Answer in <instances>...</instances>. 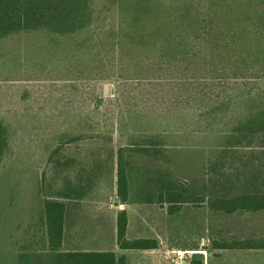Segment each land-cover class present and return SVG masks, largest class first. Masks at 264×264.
<instances>
[{
  "label": "rangeland",
  "instance_id": "374dc122",
  "mask_svg": "<svg viewBox=\"0 0 264 264\" xmlns=\"http://www.w3.org/2000/svg\"><path fill=\"white\" fill-rule=\"evenodd\" d=\"M179 1H189L202 12L210 0ZM239 2L243 18L257 23L264 16V0ZM107 6L104 0H94L95 22L80 34L58 36L39 30L0 40V121L9 127L13 149L2 163L0 201L8 203L16 193L19 198L39 199L37 187L44 170L50 181L43 193L57 195V150L63 148L62 142L79 135L98 137L101 140L81 149L108 156L112 146L106 141L113 138L112 149L121 146L129 203L135 208L126 216L125 238L157 244L155 252L126 250V264H190L194 258L204 264H264V251L242 252L233 258L215 249L216 243L247 244L264 238V211L213 215L208 203L217 192L225 196L249 191L245 181L253 187L264 176V154L259 150L218 153L223 144L219 132L231 128L244 108L238 101L225 118L211 119L206 129L207 118L199 113L216 99L215 94L207 87L187 85L188 63L185 73L178 75L166 69L159 55H124L116 47L117 11ZM246 82L237 92L244 96L253 90L256 97L258 80ZM96 99L101 101L98 106ZM149 138L163 141L161 158L149 159L129 149L134 140ZM98 171L110 175L105 167ZM107 187L112 189L109 183ZM159 192L161 207L157 206ZM167 192L174 198V192L187 197V202L175 205L179 208L172 215ZM111 200L120 202L117 193ZM154 201L155 207L149 204ZM154 231L161 234L159 239H154ZM0 264H16V256L0 254Z\"/></svg>",
  "mask_w": 264,
  "mask_h": 264
},
{
  "label": "trees",
  "instance_id": "16d2710c",
  "mask_svg": "<svg viewBox=\"0 0 264 264\" xmlns=\"http://www.w3.org/2000/svg\"><path fill=\"white\" fill-rule=\"evenodd\" d=\"M104 1L107 7H115L117 11L118 50H123L128 58H156L159 55L161 62L167 64L166 69L176 70L178 75L185 73L184 67L188 63L191 75L187 85L207 87L215 94L216 99L199 113L200 117L207 118L204 125L207 126L206 129H209L210 125L207 123L211 119L225 118L226 112L239 101L240 107L244 108L243 112L234 119L231 128L219 132L223 144L218 148V153L242 148L250 152L259 150L258 153L264 154V16L257 18V23L261 25L252 23L250 18H243L244 12L239 0H210L206 10L202 12L197 11L189 1ZM94 14V0H0V40L22 32L39 30L58 36L80 34L92 27L95 22ZM240 25L244 27L240 29ZM136 67L140 70V67ZM253 80L259 82L255 89L259 92L256 97L253 90H249L244 96L237 92V88L244 89L246 81ZM180 83L183 85L184 81ZM248 87L249 84L245 88ZM201 94H198L199 100L203 101ZM100 103L99 99L95 100L96 106ZM203 128L198 126L201 132H204ZM8 129L0 121V168L5 156L13 151ZM62 135L65 133L62 132ZM84 138L86 136L79 135L62 143L65 145ZM134 141L130 144L131 152L135 151L149 159L163 156L160 155L163 152L160 150L163 141L150 138ZM122 161L123 156L119 151L116 188L117 197L123 204L127 201L128 192ZM256 181V186L253 187L245 181V187L251 186V190L237 193L233 198H208L210 209L224 214L264 211V176ZM175 196L176 201L173 203H177V206L187 202V197L179 192ZM166 200H170V196ZM197 200L199 197L195 198L196 203H199ZM43 214L47 227L48 252L34 250L33 254H19L17 264H32L34 261H39V264H126L125 255L117 256L113 252H57L58 246L54 247L53 243L60 241L62 217L58 213V204L46 203ZM126 227V215L121 212L117 215L116 223L117 245L120 250L156 248L154 241H128L125 238ZM215 249H264V238L247 244L216 243ZM190 264L204 262L194 258Z\"/></svg>",
  "mask_w": 264,
  "mask_h": 264
},
{
  "label": "crops",
  "instance_id": "0c3cea01",
  "mask_svg": "<svg viewBox=\"0 0 264 264\" xmlns=\"http://www.w3.org/2000/svg\"><path fill=\"white\" fill-rule=\"evenodd\" d=\"M95 140L101 139H98V137H86L80 140H73L57 150L58 173L55 188L57 195L47 196L45 192L43 193L48 188L46 183L49 180L44 170L39 180L40 186L37 187V189L41 190L39 199L35 200L30 197L19 198L18 193H16L15 198L10 199L8 203L0 201V254H14L17 264L19 254H33L34 250L40 253H47L48 237L43 212L45 204L53 202L58 204V213L62 214L60 241L59 243H53L54 247L58 246L57 252H113L118 256L127 255L117 245L116 217L120 212H124L127 217L134 212L133 209L135 208H132L134 206L129 203L130 191L126 203L118 202L115 204L114 202L112 204L113 201L111 200L113 194L117 193L118 152L121 146H115V149H112L114 139L108 138L106 142L112 146L108 156L102 154L101 151L81 149L83 145L95 142ZM100 166L107 168L110 171V175H106L107 172L100 173L98 171ZM1 170L2 168H0V173ZM16 181L18 183V179ZM108 183L112 189H108ZM128 184L127 180V188L129 190ZM160 194L159 192L158 205L155 201L149 202V204H153V207L155 205L161 207ZM175 194L176 192L173 193V195ZM167 195L170 196V200H168V203L166 202L170 206L168 214L172 215L177 212L175 209H178L175 207L177 204L173 203L176 198L172 197L171 192L170 194L167 192ZM236 195L237 193H229L224 196L217 192L216 195H211L208 198L229 199ZM210 212L213 215L224 214L214 209H211ZM36 213H38L37 216H35ZM230 215L233 216L234 213L225 214V216ZM152 233H154V239L161 237L159 232L154 231ZM231 237L236 238V241L241 240L240 237L235 235ZM126 239L131 241L128 237ZM149 250L155 252L157 247L142 251ZM247 251H264V249L225 250L221 253V256L224 255L223 253H227L230 254L229 257L236 258L237 255ZM52 252L54 253L55 251Z\"/></svg>",
  "mask_w": 264,
  "mask_h": 264
}]
</instances>
